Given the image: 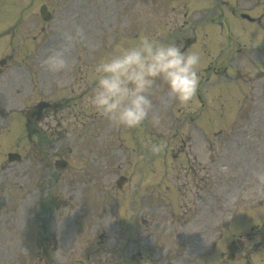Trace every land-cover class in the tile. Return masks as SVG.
I'll use <instances>...</instances> for the list:
<instances>
[{"label": "rangeland", "instance_id": "obj_1", "mask_svg": "<svg viewBox=\"0 0 264 264\" xmlns=\"http://www.w3.org/2000/svg\"><path fill=\"white\" fill-rule=\"evenodd\" d=\"M228 2L0 0V31L8 25L10 34L0 36V264H118L110 263L112 250L129 246L134 256L124 264H264V51L247 49L264 48V25L226 14L230 34L239 38L226 42V33L209 21L232 11ZM41 4L52 12L50 21L41 19ZM76 27L83 38L68 48L67 69L48 72L42 62L51 50L66 47L64 36ZM140 28L182 50L196 30L186 50L200 55L199 70L213 59L216 75L228 68L243 80L237 81L240 90L231 84L206 86L201 92L206 109L194 100L178 108L160 93L156 100L163 109L154 110L164 112L163 124L145 123L147 142L141 128L106 129L98 139L107 122L95 113L102 124L93 134L80 127L76 116L81 110L83 116L94 114L87 104L92 66L117 45L138 41L144 35ZM230 42L233 46L226 45ZM206 75L207 80L221 78L205 73L201 79ZM81 92L86 95L79 100ZM45 95L69 101L54 117L63 123L65 139L59 135L52 144L49 135L44 150L51 167L56 156L69 160L68 169L57 173L40 171L43 153L32 146L36 138H29L23 126L25 111ZM200 110L196 123L202 132L192 131L188 119ZM47 124L42 120L41 129L46 131ZM230 134H235L231 141ZM152 145L159 151H151ZM9 151L20 153L21 163H8ZM120 174L128 182L117 188ZM202 200L207 205L200 209ZM235 205L238 225H230L215 255L196 254L214 232H222L220 221Z\"/></svg>", "mask_w": 264, "mask_h": 264}, {"label": "clouds", "instance_id": "obj_2", "mask_svg": "<svg viewBox=\"0 0 264 264\" xmlns=\"http://www.w3.org/2000/svg\"><path fill=\"white\" fill-rule=\"evenodd\" d=\"M82 38L79 27L66 33V47L51 50L43 67L50 73L65 71L68 48ZM200 63L197 52L182 50L173 41L163 42L146 33L138 41L117 45L96 59L88 107L115 130L138 129L145 123L160 128L164 112L154 110L158 94L163 91L178 108L189 106L199 87ZM151 151H159V146L152 145Z\"/></svg>", "mask_w": 264, "mask_h": 264}, {"label": "water", "instance_id": "obj_3", "mask_svg": "<svg viewBox=\"0 0 264 264\" xmlns=\"http://www.w3.org/2000/svg\"><path fill=\"white\" fill-rule=\"evenodd\" d=\"M18 156H16V155H12V154H10L9 155V158L12 160V159H14V158H17Z\"/></svg>", "mask_w": 264, "mask_h": 264}]
</instances>
